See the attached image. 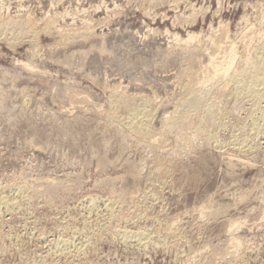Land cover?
I'll return each instance as SVG.
<instances>
[{
  "label": "rangeland",
  "instance_id": "1",
  "mask_svg": "<svg viewBox=\"0 0 264 264\" xmlns=\"http://www.w3.org/2000/svg\"><path fill=\"white\" fill-rule=\"evenodd\" d=\"M0 23V264H264V139L207 136L248 138L250 104L223 78L217 116L163 118L264 44V0H0ZM120 96L119 119L153 103V140L108 123Z\"/></svg>",
  "mask_w": 264,
  "mask_h": 264
},
{
  "label": "bare ground",
  "instance_id": "2",
  "mask_svg": "<svg viewBox=\"0 0 264 264\" xmlns=\"http://www.w3.org/2000/svg\"><path fill=\"white\" fill-rule=\"evenodd\" d=\"M3 29H4V25L2 23H0V30H3ZM197 39H198V37L195 36L194 34H188L187 37H186V39H180V38L177 37L176 38V41L178 40V42H181V44L184 43V45L185 44L186 45L187 44L189 45V43H192V42H194ZM199 41H197V42H199ZM262 44H263V42H262ZM231 47H230L229 50L227 49L228 50V51H226L227 53L225 52L227 54V57L224 56V58L225 57L227 58L226 59L227 61L225 60L226 62L224 61V58H223V61L225 62V64H223L224 63L223 61H222L223 62L222 64H220L219 61L216 62V59H214L213 56H212L213 59L211 58L210 61H209V67H211L210 70L212 69V74H208V75L204 76V78L202 77L203 80L199 81L195 85L194 84H191V86L190 85H188V87L186 86L184 88L185 93H184L183 97L181 98L182 100H181V102H179L180 105H178V107L177 106L175 107V109H174V111H173L172 114H170L168 116L166 115V117L163 116V118H164L165 122L168 124V126H174L175 124H177V122H179V124H180L181 122H183L185 119L188 118V117H185V116H187L186 114H188L189 112L192 113L193 111H194V113H196L197 112V109L200 111V109H201L200 107H202V110H201L202 113H206V115H209L210 114L211 116H214V115L217 116V113L215 111L216 109H214L215 107L212 106L213 104L207 103L208 101H206V100H205L206 102L204 101V98L203 97L206 94L205 95L203 94L204 96L202 97L201 96L202 95V92L201 91H203L204 88H205V87H203L204 84L207 85L206 83H210L212 81L214 82V80L215 81L216 80L217 81L218 80L221 81V79L226 78V85H228V86L230 85L232 87L231 88V90H232L231 93H233V95L235 96V98L236 99L237 98H239V99L242 98L243 100H246V102H248L250 104V108H249V112H248V118H249L250 122L247 125V130L249 132V137L246 138V139L245 138H242V137H241L242 139L236 137V138H234L231 141L228 140L229 142L227 144H225V143L222 144V143H219V141L217 140L216 135L214 133L210 132L207 135L208 136V139L211 142H213V145L215 146V148L217 150H219V151L220 150H223V152L221 151V153H224V150L226 151L227 149H229L231 152H232V150H235L234 152L237 151V152H240V153L242 151H244V150H246V151H248L250 149L252 150V148L253 149L256 148V146L258 144L259 138H261V139L263 138L264 139V44L262 46H260V48L258 50H255V53H254L253 56H251V57L250 56L244 57L246 59H243V61L241 62V64L240 65L238 64L239 66H236L235 63H234V58H235L234 56L236 55V53H235V50H233ZM222 51L223 50H221V53H222ZM245 55H247V54H245ZM247 57H250V58H247ZM217 59H218V57H217ZM218 62H219V64H218ZM223 80H225V79H223ZM224 83H225V81H224ZM226 85L224 84V87L225 88H226ZM224 87H223V89H224ZM223 89L221 88L222 92H223ZM217 91L219 93L221 92L220 89L217 90ZM218 92H216V93H218ZM123 99H124V97L121 98V96H120V97H118V98L115 99L116 101L115 100H113V101L111 100L112 102H114V101L115 102L113 103L112 109H110V112H109V114L107 116L108 123L110 125H116V126H118L120 129H122L121 131H123V129H125L128 132L135 134L137 137L139 136L140 137L139 140L140 141L142 140L141 142H143V140L145 142H149V140H153L154 138L151 139V134H153V133H151L152 132L151 125H152L153 120L156 117V112L154 110V107L152 106L153 103L151 104L150 101L143 100V101H139L140 103H138V104L130 105V107L128 108L127 116L126 117H122L123 119H119V117H118L119 115L116 114V111L118 112L119 110H117V108L118 107L121 108L122 105L124 104V103L123 104L121 103V102H123ZM140 99H142V98H140ZM236 99H235V101H236ZM209 102H211V101H209ZM107 104H109V103H107ZM110 104H112V103L110 102ZM120 104H121V106H120ZM188 115L190 116V114H188ZM200 115L201 116H200V119H199V122H200L199 123V126H200V129H201L203 127V122H204L203 120L205 118H203L204 116L202 114H200ZM121 116H123V115H121ZM181 119H184V120L181 121ZM220 124H221V121H220ZM199 126L197 125L198 128H199ZM222 126H224V125L221 124V127ZM135 135H133V136H135ZM207 136H205V137H207ZM206 141H208V140H206ZM148 144H150V143H148ZM230 151H226L225 153L230 152ZM239 227H240V224L239 223L238 224H235L234 223V224H232V225L229 226L228 231L229 230L230 231H236ZM40 234H39V236H40ZM118 234H120V233H118ZM130 235L131 234L127 235L126 233H123L122 232V234H120L118 236L121 237V239L123 240V242H126L127 241L126 239H128V237ZM142 236H143V234L137 232V233L132 234V236H130V238L131 237L133 239L134 238L135 239L138 238V240H139V238H143ZM139 241L141 242L142 239H140ZM231 243H232V246L234 245L235 246L234 248H236V247H239L238 245L241 242L239 241L238 238H235V237L232 236V238L230 240V244ZM147 245H148V243H147ZM80 250H81V248H80ZM80 250L77 249L76 252L77 251H80ZM56 252H57V250H56Z\"/></svg>",
  "mask_w": 264,
  "mask_h": 264
}]
</instances>
